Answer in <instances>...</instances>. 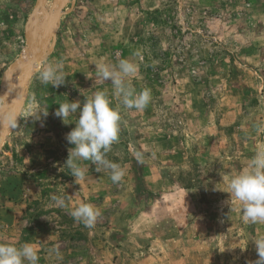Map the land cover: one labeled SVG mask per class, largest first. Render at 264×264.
Masks as SVG:
<instances>
[{
    "label": "rangeland",
    "instance_id": "1",
    "mask_svg": "<svg viewBox=\"0 0 264 264\" xmlns=\"http://www.w3.org/2000/svg\"><path fill=\"white\" fill-rule=\"evenodd\" d=\"M60 1L0 0V132L27 58L39 55L33 67L62 60L67 77L54 88L35 67L0 134V243L19 247L44 230L34 241L39 264H173L170 255L183 251L203 264L255 261L252 240L264 236V222H245L239 202L226 201L230 177L264 144L256 130L264 123V0H67L42 57ZM32 18L42 30L37 55ZM101 58L137 66L128 80L137 92L150 89L144 109L124 108L111 82L97 78ZM98 90L120 109L107 158L125 176L113 183L84 161L86 177L75 184L61 167L78 114L65 125L54 112ZM53 194L69 207L55 206ZM80 202L100 213L92 228L69 214ZM54 246L60 259L48 255Z\"/></svg>",
    "mask_w": 264,
    "mask_h": 264
},
{
    "label": "clouds",
    "instance_id": "2",
    "mask_svg": "<svg viewBox=\"0 0 264 264\" xmlns=\"http://www.w3.org/2000/svg\"><path fill=\"white\" fill-rule=\"evenodd\" d=\"M137 70V66L127 59H121L114 65L101 58L95 65L97 78L101 82H111L112 95L124 108L142 110L150 102L151 92L147 88L137 92L129 82L128 78L135 76ZM36 71L42 84H50L54 88L65 84L67 77L63 71L62 60L44 66L37 65ZM74 114H78L75 127L65 136L67 144L73 147L67 149L68 156L61 168H67L74 183L78 184L86 177V167L82 162L89 161L95 166L97 173L106 170L113 183L121 182L125 176L124 168L107 158L111 146L119 138L120 109L112 107L106 90H98L92 96L86 97L83 105L79 100H67L60 103L54 112L55 117L65 125L71 123L69 118ZM47 115L48 111L43 113V116ZM256 130L259 134H264V123L256 125ZM136 155L139 158L140 154ZM228 188L229 199L226 203L231 206L233 201L239 202L245 222H264V144L256 149L245 170L230 177ZM50 199L55 206L69 207L62 195L53 194ZM69 214L87 228H92L100 215L92 204L86 202L70 208ZM252 241L258 258L247 264H264V236ZM48 255L60 259L58 247L48 249ZM39 259V249L32 243H24L19 247L0 243V264H39Z\"/></svg>",
    "mask_w": 264,
    "mask_h": 264
},
{
    "label": "bare ground",
    "instance_id": "3",
    "mask_svg": "<svg viewBox=\"0 0 264 264\" xmlns=\"http://www.w3.org/2000/svg\"><path fill=\"white\" fill-rule=\"evenodd\" d=\"M65 1H67V0H61L60 1V3L58 4L59 6H58V9H57V13H55V15H54V17H52V19H51V21L49 22V24H50V28H49V26L44 30V32L45 31H47V30H49V34L47 35V37H46V39H45V41H44V43H43V45H42V47H40V49H39V44L37 45V39L39 40V37L41 36V34H42V30H40V26H41V23H40V20H38L37 18H32V20H30V22H29V24H28V26H27V31H28V36H29V38L31 39V40H36V47H35V49H36V51H35V55H37L36 54V52L38 51V49H39V52L38 53H40V56H42L43 54H44V52H46L47 51V47H45V44L47 43V41H48V39H49V37L51 36V34L53 33V30H54V27H55V24L57 23V21H58V19H59V15H60V13L61 12H59V9L60 8H62L63 7V5H64V2ZM42 37H43V39L45 38V34L43 33V35H42ZM34 45V44H33ZM32 47H34V46H32ZM45 47V48H44ZM45 49V51H44V49ZM31 54V53H30ZM34 55V54H33ZM33 55L32 56H30L31 58H27L28 59V61H27V59H26V61L24 62V65L22 64V66H24V68L22 69V72H21V75H20V77H19V79H18V88H17V90H16V92H15V95H14V97H15V104H16V102H17V99L21 96V93H22V90H23V84L25 83V81H26V79H27V77H29L30 76V74H31V72H33V70L35 69V67L37 66H35V67H33L35 64H37L39 61H40V59H38V60H33ZM29 57V56H28ZM43 57V56H42ZM23 58V59H24ZM33 68V69H32ZM9 100H10V98H9ZM7 103H9V101H7ZM15 104H14V107H15ZM14 109V108H13ZM13 112V111H12ZM11 112V113H12ZM11 115V114H10ZM6 116V115H5ZM4 116V117H5ZM9 118V117H8ZM6 122H7V120H5V123L3 122V124H2V127H1V132H0V134L4 131V129L6 128V127H8V125L9 124H7L6 125ZM8 123V122H7Z\"/></svg>",
    "mask_w": 264,
    "mask_h": 264
},
{
    "label": "crops",
    "instance_id": "4",
    "mask_svg": "<svg viewBox=\"0 0 264 264\" xmlns=\"http://www.w3.org/2000/svg\"><path fill=\"white\" fill-rule=\"evenodd\" d=\"M15 209V208H14ZM16 215V213H15ZM21 216L22 215V211L21 209H19L18 213H17V216ZM44 230H41V231H37L35 232V235L34 237H31L27 243H32L35 245V240L38 241V236L40 235L41 232H43ZM158 256V255H157ZM164 256V255H163ZM171 259H174V263L173 264H188L189 261H192L191 263H196L194 262L195 259H197L198 263L196 264H203V263H200V260L202 258H199V256L195 257V255H190V251H183L181 252L179 255L178 253L175 254V255H170ZM146 262V261H145ZM139 264H142V263H139Z\"/></svg>",
    "mask_w": 264,
    "mask_h": 264
},
{
    "label": "water",
    "instance_id": "5",
    "mask_svg": "<svg viewBox=\"0 0 264 264\" xmlns=\"http://www.w3.org/2000/svg\"><path fill=\"white\" fill-rule=\"evenodd\" d=\"M61 9H62V8L59 9V12H61ZM48 34H49V32L45 34V38L43 39V43H44V41H45V39H46V37H47ZM38 56H39V55H38ZM38 56L34 57L33 60H34V61H35V60H38V59H39ZM20 97H21V96H20ZM20 97L17 99L16 106H15V110H14L13 114L11 115V118L9 119V121H7L8 123H9L10 121L14 120V118L16 117V114H17L18 108H19V106H20ZM7 122H6V125H7ZM3 137H4V134L0 135V142H1V140H2Z\"/></svg>",
    "mask_w": 264,
    "mask_h": 264
},
{
    "label": "trees",
    "instance_id": "6",
    "mask_svg": "<svg viewBox=\"0 0 264 264\" xmlns=\"http://www.w3.org/2000/svg\"><path fill=\"white\" fill-rule=\"evenodd\" d=\"M66 172H67V173H69V170H68V169H66Z\"/></svg>",
    "mask_w": 264,
    "mask_h": 264
}]
</instances>
